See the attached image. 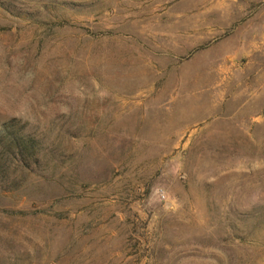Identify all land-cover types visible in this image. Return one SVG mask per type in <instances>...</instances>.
I'll use <instances>...</instances> for the list:
<instances>
[{
  "label": "rangeland",
  "instance_id": "1",
  "mask_svg": "<svg viewBox=\"0 0 264 264\" xmlns=\"http://www.w3.org/2000/svg\"><path fill=\"white\" fill-rule=\"evenodd\" d=\"M0 264H264V0H0Z\"/></svg>",
  "mask_w": 264,
  "mask_h": 264
}]
</instances>
